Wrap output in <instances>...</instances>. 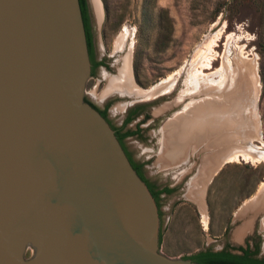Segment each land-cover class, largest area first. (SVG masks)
<instances>
[{"label": "water", "instance_id": "1", "mask_svg": "<svg viewBox=\"0 0 264 264\" xmlns=\"http://www.w3.org/2000/svg\"><path fill=\"white\" fill-rule=\"evenodd\" d=\"M90 74L79 0H0V264H198L159 250L158 206L86 101Z\"/></svg>", "mask_w": 264, "mask_h": 264}, {"label": "rangeland", "instance_id": "2", "mask_svg": "<svg viewBox=\"0 0 264 264\" xmlns=\"http://www.w3.org/2000/svg\"><path fill=\"white\" fill-rule=\"evenodd\" d=\"M87 2L95 57L103 60L105 67H98L87 80L85 99L98 107L103 106V101L112 100L108 116L115 125L120 124L129 108L146 105L148 116L144 121L134 120L128 125L135 129L138 122L143 137L127 138L125 146L135 160L146 161L143 172L147 179L173 189L159 199V250L171 259H178L206 249H234L246 246L257 228L258 256L264 259V211L255 214L256 209H250L256 203L250 200L264 186V158L241 157L238 162L220 167L217 162L215 166L220 169L211 168L207 173L211 174L205 178L199 174L206 153L202 144L194 149L190 146L184 160L169 165L159 161L164 154L163 127L189 102V96L182 104L165 111L162 108L175 101L185 88L186 76L193 72L191 63L205 52L215 54L213 67L205 70L207 74L220 69L229 59L231 91L249 109L243 121L233 123V142L225 148L235 145L234 148L247 149L255 145L257 151L264 152V0ZM125 32L127 37L119 48L118 40ZM123 59L127 60L131 83L136 89L150 91L170 79L174 80L172 92L153 96L149 101L118 94L104 96ZM199 178L205 179L201 203L188 196ZM250 223L247 233L241 235ZM33 253L28 247L24 257L29 259Z\"/></svg>", "mask_w": 264, "mask_h": 264}, {"label": "bare ground", "instance_id": "3", "mask_svg": "<svg viewBox=\"0 0 264 264\" xmlns=\"http://www.w3.org/2000/svg\"><path fill=\"white\" fill-rule=\"evenodd\" d=\"M126 35L125 32L118 40L119 48L124 45L123 40L127 37ZM213 43L217 42L214 41ZM117 50L119 51V49ZM214 58L215 54L213 52H209V54L205 52L199 60L192 62L193 72L192 74H190L191 71L188 72L185 88L180 91L173 103L165 104L162 108L165 111L175 104H182L186 96H189V102L185 103L183 109L166 122L163 127L165 135L164 154L159 161L169 165L172 162L184 160L188 152L191 151L189 150L190 146L194 149L195 145L200 146L202 144V148L206 153L201 162L204 165L199 173L201 178L209 176L211 173H207L217 167L215 166L217 162H220L218 166L220 167L225 163L238 162L241 157H252L254 160L264 158V152L257 151L255 145L247 149L245 147L234 148L235 145L233 149L229 145L228 148L226 147L229 150L227 152L225 145L232 141L233 123L239 120L240 122L243 121L244 114H247L249 109L245 108V101L235 96L236 94L232 93L233 90L231 91L233 89L232 83L227 74V68L231 67L229 59L222 64L220 69L209 74L205 73L206 68L213 67L212 61ZM110 79L111 82L104 96L118 94L136 99L143 98L148 101L153 96L172 92L171 88L174 82V80L168 79L162 81L150 91L138 90L131 83L126 59H123L122 66L118 68V75ZM218 167L216 170L220 169ZM201 178L192 184L194 186L191 187V193L188 195L198 203H201L204 187L202 184L205 180ZM262 194L256 203L252 204L251 208H246L247 211L253 209L252 207H254V210L256 209L255 214L264 211V192ZM204 223L207 224V221ZM262 223L264 230V220ZM250 227L251 223L245 227V231H242L241 235L246 234Z\"/></svg>", "mask_w": 264, "mask_h": 264}, {"label": "flooded vegetation", "instance_id": "4", "mask_svg": "<svg viewBox=\"0 0 264 264\" xmlns=\"http://www.w3.org/2000/svg\"><path fill=\"white\" fill-rule=\"evenodd\" d=\"M84 1H85V6H86V13H87V17H88L89 27H91L90 26V15H89V9H88V2H87V0H84ZM91 47H92V49H91V54H90V63H91L90 77L94 75L95 70L98 67H105V62L101 59L100 60L96 59V57H95L94 43H93L92 35H91ZM86 101L89 102L100 113V115L108 122V124L110 125V127L114 131V134H115L116 138L118 139L120 145L122 146V148H123L128 160L130 161L132 167L134 168V170L136 171L138 176L144 181V183L147 185V187L149 189L154 190L155 192L161 191V194L159 195V199L162 195H168V194L172 193L173 192L172 188H170L166 185H161L158 182H152L149 179H147L146 176L144 175V172H143L144 168L146 167V164H147L146 161L141 160V159L135 160L134 157L132 156V154L128 151V149L125 146V140L127 138L136 137L137 139H141L143 137L141 125L138 122L144 121V119L148 116V112L144 110L146 105L145 104H139V105H135V106L129 108L127 110V112L125 113V115L123 116L120 124L115 125L112 123V121L109 119V116H108V111H109V108L111 106L112 100L103 101V106H101V107H98L95 104L91 103L87 98H86ZM134 120H138V122L136 123L137 127L135 129H130L128 127V125L131 122H133ZM130 133H132V134H130ZM164 189H169V190H171V192H169V193L162 192ZM159 199L157 200V206L159 204ZM254 234L250 235L249 239L247 240L246 246H240V247L234 248V249L228 248L226 251L230 252L232 254L238 255V254H240V252L238 251L239 248L248 249L251 251V253H254L252 255L253 258L264 260L258 256L259 255L260 242H259L258 238L256 237V234H258L257 228H255ZM207 250L208 249L203 250V251H207ZM210 251L218 252V251H214V250H210ZM220 251H222V250H220Z\"/></svg>", "mask_w": 264, "mask_h": 264}, {"label": "trees", "instance_id": "5", "mask_svg": "<svg viewBox=\"0 0 264 264\" xmlns=\"http://www.w3.org/2000/svg\"><path fill=\"white\" fill-rule=\"evenodd\" d=\"M79 4H80V9H81L84 29L86 33L87 45H88L89 52L91 54V49H92L91 32H90V27L88 23L87 13H86L85 1L79 0ZM149 191L151 192L157 204V200L159 199V195L161 194V191L155 192L152 189H149ZM162 192L169 193L171 192V190L164 189ZM227 249H224L218 252H212L210 250H207V251L202 250L185 259H190L198 264H264V260L253 258L252 255L254 253H251V251L248 249L239 248L238 251L240 252V254L238 255L227 252L226 251Z\"/></svg>", "mask_w": 264, "mask_h": 264}]
</instances>
